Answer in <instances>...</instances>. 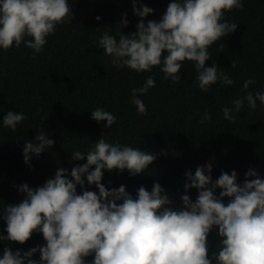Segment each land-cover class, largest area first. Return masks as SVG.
<instances>
[{
  "label": "clouds",
  "instance_id": "obj_1",
  "mask_svg": "<svg viewBox=\"0 0 264 264\" xmlns=\"http://www.w3.org/2000/svg\"><path fill=\"white\" fill-rule=\"evenodd\" d=\"M137 3L139 0H132V11L140 17L135 32L125 35L120 31L128 23L126 14H121L116 34L105 29L97 38L98 48L113 65L137 73H150L159 66L163 79L177 82L183 62L191 61L201 91L207 92L215 84L234 83L226 69L215 61L206 66L205 61L211 58L209 49L214 42L237 28V23L225 16L234 8H243V0H170L159 21L147 22L143 18L153 9L144 4L137 8ZM71 21L68 0H0V51L23 43L35 56L44 50L58 25ZM162 52L166 54L162 56ZM238 63L233 59L232 68ZM254 83L249 77L241 89ZM155 85L154 77L147 75L142 86L130 90L139 114L147 112L140 96ZM257 101L264 105V91H246L234 98L230 107L221 108L223 118L234 122L235 113L245 102L249 109H255ZM91 118L97 123L104 121L105 128L117 121L113 112L100 106L91 110ZM24 119V113L10 110L0 124L15 131ZM210 119L205 109L201 122ZM36 127V142L25 140L23 144L25 163L54 143L39 131V125ZM105 136L83 152L71 150L73 159L86 158L85 163L70 171L57 168L53 177L35 189L27 183L18 185L24 198L18 204L0 206L7 233L0 235V241L23 243L35 231L46 242L24 252L5 246L0 264H264V178L255 169L249 168L239 184L235 170H221L213 180L211 162L197 166L194 173L186 170L181 206L170 207L172 198L158 182H153L151 191L140 186L135 198L123 184L106 188L101 183L102 169L127 170L132 176L143 172L156 158L150 151L109 142ZM90 166L94 167L89 170ZM85 181L94 184L97 191L85 190ZM190 188L197 190L194 201L187 194ZM224 197L230 198L227 204L222 201ZM214 227L221 239L218 251L209 258L207 236ZM37 251L39 260L32 259ZM89 255L91 261L85 259Z\"/></svg>",
  "mask_w": 264,
  "mask_h": 264
},
{
  "label": "trees",
  "instance_id": "obj_2",
  "mask_svg": "<svg viewBox=\"0 0 264 264\" xmlns=\"http://www.w3.org/2000/svg\"><path fill=\"white\" fill-rule=\"evenodd\" d=\"M169 2L139 0L137 8L144 4L153 9L143 18L145 22L159 21ZM68 3L71 23L58 25L41 53L33 56V50L23 43L0 51V119L10 110L25 114L15 131L0 124V206L18 204L24 198L18 185L27 183L35 189L53 177L57 168L70 171L85 163L86 158L73 159L71 150L79 148L83 152L103 134L109 142L139 147L156 157L143 172L132 176L127 170L102 169L101 183L106 188L123 184L133 198L140 186L151 191L153 182H158L172 198L170 207L178 208L185 193V171L194 173L197 166L209 162L213 180L221 170H235L239 184L249 168L264 178V105L257 101V107L249 109L245 102L241 111L235 113L234 122L225 120L221 111L246 91H264V0H243V8L226 13L225 19L237 23V28L214 42L209 49L211 58L205 64L210 66L215 61L218 67L226 69L234 83L215 84L207 92L197 87L191 61L183 62L179 69L181 80L170 82L162 78L159 66L150 73L117 68L98 48L97 38L103 30L116 34L121 14H126L128 23L120 31L125 35L136 31L140 17L132 11V0ZM165 54L162 52V56ZM233 59L239 61L235 68L231 64ZM147 75L154 77L156 85L140 96L147 109L141 115L131 102L130 90L142 86ZM249 77L255 83L242 90L243 81ZM97 106L117 116L111 128H105L104 121L97 123L91 118V110ZM205 109L211 119L201 122ZM37 125L54 143L25 163L23 144L25 140L36 142ZM84 189L97 191L87 181ZM80 191L77 185V193ZM219 191L217 188V195ZM187 194L194 201L197 190L190 188ZM229 199L224 197L222 201L227 204ZM5 228V221L0 219V235H7ZM220 239L215 227L210 230L209 258L218 251ZM44 243L42 234L34 231L23 243L0 241V253L5 246L24 252ZM31 258L39 260V251ZM92 258L89 255L85 259Z\"/></svg>",
  "mask_w": 264,
  "mask_h": 264
}]
</instances>
